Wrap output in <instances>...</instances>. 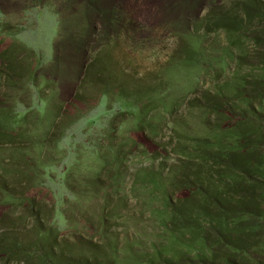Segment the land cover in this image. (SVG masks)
<instances>
[{"label": "rangeland", "instance_id": "rangeland-1", "mask_svg": "<svg viewBox=\"0 0 264 264\" xmlns=\"http://www.w3.org/2000/svg\"><path fill=\"white\" fill-rule=\"evenodd\" d=\"M263 15L264 0H0V264H212L169 212L196 141L239 148L230 120L251 121L264 159V100L246 97ZM218 19L234 28L210 32Z\"/></svg>", "mask_w": 264, "mask_h": 264}, {"label": "trees", "instance_id": "trees-1", "mask_svg": "<svg viewBox=\"0 0 264 264\" xmlns=\"http://www.w3.org/2000/svg\"><path fill=\"white\" fill-rule=\"evenodd\" d=\"M229 21L218 19L208 30L233 29ZM261 65L264 73V57ZM251 89L247 98L264 100V75ZM205 109L209 114H222L217 103L209 102ZM229 122L228 128L242 134L239 148L224 149L208 140L195 142L199 164L190 180L183 178L177 183L188 197L169 212V223L177 233H190L212 264H243L251 255H257L256 264H264V183L258 179L264 180V159L252 146L251 134L246 133L251 121L239 118ZM256 141L260 143L262 138L258 136ZM228 195L239 199L225 202Z\"/></svg>", "mask_w": 264, "mask_h": 264}]
</instances>
